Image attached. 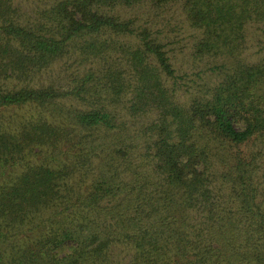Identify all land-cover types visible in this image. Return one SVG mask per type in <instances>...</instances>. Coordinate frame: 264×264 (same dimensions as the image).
Instances as JSON below:
<instances>
[{"label":"trees","instance_id":"trees-1","mask_svg":"<svg viewBox=\"0 0 264 264\" xmlns=\"http://www.w3.org/2000/svg\"><path fill=\"white\" fill-rule=\"evenodd\" d=\"M175 3L197 58L236 59L264 28V0H55L30 17L0 0V264H264V56L178 104L165 46L116 12ZM56 65L66 86L42 82ZM132 89L156 115L144 154L119 111Z\"/></svg>","mask_w":264,"mask_h":264},{"label":"rangeland","instance_id":"rangeland-1","mask_svg":"<svg viewBox=\"0 0 264 264\" xmlns=\"http://www.w3.org/2000/svg\"><path fill=\"white\" fill-rule=\"evenodd\" d=\"M54 1L13 0L14 5L26 17L35 16L45 3L54 4ZM116 12L125 18L138 20L140 27L149 29L165 46L175 71V79L167 78L166 88L175 93V101L182 106L202 97L206 89L222 81L237 62L254 63L264 56V28L256 25L248 27L246 49L238 58H197L194 47L201 33L189 27L181 3L169 4L161 9H154L149 4L122 6L118 7ZM42 78V82L46 84L54 82L58 87L67 85L64 74L57 65ZM134 98L132 89L126 97L125 107L121 105L119 111L126 135H130L131 141L138 145V152L144 154V135L156 115L132 111L131 105L139 106V102Z\"/></svg>","mask_w":264,"mask_h":264}]
</instances>
